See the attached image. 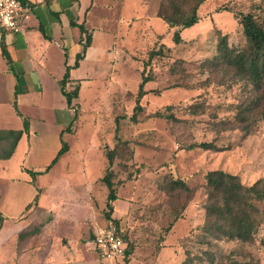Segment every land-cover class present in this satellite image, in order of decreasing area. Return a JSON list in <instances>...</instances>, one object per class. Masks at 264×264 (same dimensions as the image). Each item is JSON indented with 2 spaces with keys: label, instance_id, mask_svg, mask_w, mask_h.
Here are the masks:
<instances>
[{
  "label": "rangeland",
  "instance_id": "obj_1",
  "mask_svg": "<svg viewBox=\"0 0 264 264\" xmlns=\"http://www.w3.org/2000/svg\"><path fill=\"white\" fill-rule=\"evenodd\" d=\"M162 1L94 0L90 19L104 31H98L94 42L116 50L115 61L105 65L102 81L86 84L73 105L77 118L63 135L68 151L52 166L54 182L43 175L40 200L26 216L28 225L19 237L25 250L38 237L41 253L49 238L50 243L64 247L69 242L78 251H90L85 264H123L98 258L90 224L52 223L57 214L82 215L88 199L98 224L106 220L104 208L99 211L107 194L100 179L108 167L105 153L115 149L111 168L117 197L130 206L122 217L111 218L132 245L126 264H182L187 257L191 264H264V222L249 243L216 239L203 230L208 172L235 175L245 186L264 179V101L253 103L257 93L251 81L214 57L219 36H226L229 48H246L239 20L252 14L264 27V0H204L197 11L199 21L181 30L179 45L155 17ZM160 44L171 48V54L144 68L148 53ZM143 69L151 80L133 123L129 117ZM11 96L0 89L1 116H14ZM20 109L33 122L41 117L24 103ZM241 115L248 123L240 122ZM116 122L119 141L114 138Z\"/></svg>",
  "mask_w": 264,
  "mask_h": 264
},
{
  "label": "crops",
  "instance_id": "obj_2",
  "mask_svg": "<svg viewBox=\"0 0 264 264\" xmlns=\"http://www.w3.org/2000/svg\"><path fill=\"white\" fill-rule=\"evenodd\" d=\"M21 1L30 8V19L20 34L7 33L0 41L10 56L13 69H8L0 54V89L12 94V108L15 101L21 116L16 114L14 108V116L11 118L0 114V129L21 130L23 118L27 119L29 129L27 134L22 135L11 157L0 160V216L3 217L0 228V264H85L91 252L78 251L75 246L72 249L69 242L63 247L59 243H50L48 238L49 245L42 248L40 253L38 237L33 238L35 244L29 251L22 247L23 242L20 244L19 237L28 225L26 216L36 208L39 191L43 189V177L54 176L52 168L47 173L35 175L33 180L29 172L44 171L56 157L61 148V132L73 117V109L67 106L58 83L64 75L65 64L70 67V82L65 88L70 90L72 85L77 84L80 95L89 81L103 80L104 67L115 61L116 50L110 52L107 46L94 42L98 31H103L90 19L89 12L94 0H48L47 5L43 0ZM155 17L160 20L156 13ZM165 25L172 31L169 25ZM86 36H90V44L83 59L74 67L75 57L82 53ZM22 103L27 109L41 114V117L36 118L37 122L24 116L20 109ZM75 103L77 99L73 100L72 105ZM51 181L54 182V177ZM47 183L50 189V181ZM74 194L79 195L76 191ZM77 201L81 204L80 199ZM105 201H102L99 211L105 208ZM129 206L127 201L117 199L113 203V217H122ZM48 207L52 209L51 205ZM83 207L85 211L82 215L57 214L52 223L65 220L71 225L81 221L93 226L95 234L106 220L98 224L96 210L90 199L85 200ZM50 224L48 222L47 226Z\"/></svg>",
  "mask_w": 264,
  "mask_h": 264
},
{
  "label": "trees",
  "instance_id": "obj_3",
  "mask_svg": "<svg viewBox=\"0 0 264 264\" xmlns=\"http://www.w3.org/2000/svg\"><path fill=\"white\" fill-rule=\"evenodd\" d=\"M47 5L48 0H43ZM204 0H163L159 4L156 16L165 24L172 28L171 39L174 45H179L183 40L180 32L195 25L199 21L198 8L203 4ZM24 3V2H23ZM179 3V4H178ZM239 24L242 27V33L246 40V48L242 50H235L229 48L226 43V36H219L217 42L215 62L224 61L228 65L235 68L240 75L251 81L255 88L257 96L253 98L254 102L259 100L264 101V27L257 23L252 14L242 15ZM75 25V24H73ZM83 30L82 25L79 26ZM40 31L42 29L40 28ZM90 44V36H86L85 44H83V51L75 57L74 67H76ZM172 49L166 47L164 44L156 49H152L148 53L147 60L143 63L144 68L150 65L151 61L156 57L165 54H171ZM0 54L10 71H13L11 59L2 42H0ZM181 62V59L177 60ZM70 67L65 64V72L62 79L58 82L61 94L65 98L66 104L69 108H73V100L78 98L79 85L74 86L70 90H66V85L69 80ZM150 73V72H149ZM151 80L150 74H145L144 69L140 75V83L136 93L135 106L133 113L129 119L133 123H137L136 113L143 110L140 101L144 95L148 93L145 85ZM13 108L17 115L21 116L16 102H13ZM163 117V116H162ZM77 118L76 112L70 123L61 132V148L56 157L50 162L46 169L42 172L30 171V176L33 180L35 175L47 173L57 160L68 151V144L63 140L65 131H70V127ZM264 118V110L262 114ZM240 122L248 123L250 119L239 117ZM117 124V122H116ZM29 124L26 118H23V128L21 130H3L0 129V160H7L11 157L17 143L23 134H27ZM118 124L115 128L114 138L120 140L118 136ZM244 133L248 134L250 130L243 128ZM200 147L209 149L207 144H200ZM115 149L108 150L105 153V158L108 167L105 174L100 179V182L105 185L107 189L104 215L106 220H111L117 227V222L111 218L113 212V203L118 199L117 189L114 184V172L112 167L113 155ZM206 202L204 204L205 223L203 230L207 233H213L216 239L225 238L228 240H239L244 243H249L253 240L254 234L257 232L260 222H264V179L254 182L250 186L243 185L237 176L223 172L221 170L210 171L205 176ZM183 186V183L175 182ZM187 191L191 192L188 188ZM188 192V193H189ZM258 205H262L259 209ZM3 222V217L0 216V228ZM126 240V237L122 235ZM132 254V245L127 242L123 264H126L130 255ZM182 264H191L190 259L185 260ZM219 264H259L257 261L237 262L229 260Z\"/></svg>",
  "mask_w": 264,
  "mask_h": 264
},
{
  "label": "built area",
  "instance_id": "obj_4",
  "mask_svg": "<svg viewBox=\"0 0 264 264\" xmlns=\"http://www.w3.org/2000/svg\"><path fill=\"white\" fill-rule=\"evenodd\" d=\"M30 19V8L21 0H0V41L7 33L20 34ZM92 248L103 260H122L127 241L120 229L111 221L98 228L92 240Z\"/></svg>",
  "mask_w": 264,
  "mask_h": 264
}]
</instances>
